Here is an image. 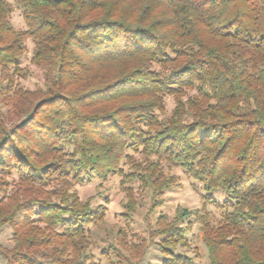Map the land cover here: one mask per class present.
Instances as JSON below:
<instances>
[{
    "label": "trees",
    "instance_id": "1",
    "mask_svg": "<svg viewBox=\"0 0 264 264\" xmlns=\"http://www.w3.org/2000/svg\"><path fill=\"white\" fill-rule=\"evenodd\" d=\"M28 39L41 89L13 83ZM133 152L181 168L222 207L199 236L208 264H264V0H0V226L13 231L2 264H96L100 211L69 182L120 173ZM150 173L153 209L167 181ZM11 177L35 194L9 198ZM194 214L158 215L140 256L155 244L160 264H191L175 249Z\"/></svg>",
    "mask_w": 264,
    "mask_h": 264
},
{
    "label": "rangeland",
    "instance_id": "2",
    "mask_svg": "<svg viewBox=\"0 0 264 264\" xmlns=\"http://www.w3.org/2000/svg\"><path fill=\"white\" fill-rule=\"evenodd\" d=\"M13 4L15 9L11 14V22L16 29L24 28L21 10L16 7L15 3ZM26 44V53L20 65L22 69L13 77V83L27 90L41 89L44 84V71L31 61L32 41L28 39ZM163 101V114L170 115L176 106V101L170 95H166ZM10 113L11 118L8 121L15 120L17 117L14 110L11 109ZM121 167L120 173H109L104 178L93 174L92 176L86 175V180L82 182L75 180L69 182V192L75 193L81 201L90 199L93 209L100 211L98 218L101 220L98 219L88 226L90 231L88 253L93 262L96 264H127L124 258L119 259L120 256L114 251H108L107 256L102 253L110 245H115L121 253L128 255L131 263L160 264L162 253L155 244H147L148 248L144 256H140L141 247L148 242L147 226L153 224L160 214L172 217L177 209H187L198 210L199 214L192 215L190 226L185 232L187 246L178 245L175 251L192 257L191 264H208L207 252L199 236L203 222L209 221L210 224H216L222 219V207L206 203L202 195V186L198 182L188 177L181 168L155 156L145 157L133 152L130 159H127ZM149 168H151L150 175L157 176L159 179L156 183L161 184L167 181L158 194L161 202L153 209L150 208L152 201L149 187L141 180ZM1 179L4 177H0ZM5 179H9V198L15 195L22 199L35 194L31 185H24L17 181L16 177ZM45 188L49 189V186ZM129 209L131 214H129ZM34 226L43 228L40 223ZM30 231L34 232L36 228H31ZM12 236L11 226L8 224L0 226L1 246L11 247ZM0 264H2L1 261Z\"/></svg>",
    "mask_w": 264,
    "mask_h": 264
}]
</instances>
